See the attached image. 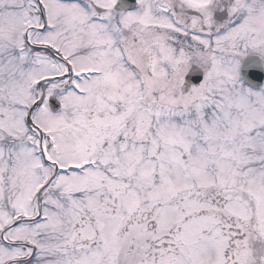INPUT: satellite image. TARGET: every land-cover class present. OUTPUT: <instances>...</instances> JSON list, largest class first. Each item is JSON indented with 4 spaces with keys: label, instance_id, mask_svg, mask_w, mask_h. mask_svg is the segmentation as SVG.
Instances as JSON below:
<instances>
[{
    "label": "snow or ice",
    "instance_id": "snow-or-ice-1",
    "mask_svg": "<svg viewBox=\"0 0 264 264\" xmlns=\"http://www.w3.org/2000/svg\"><path fill=\"white\" fill-rule=\"evenodd\" d=\"M0 264H264V0H0Z\"/></svg>",
    "mask_w": 264,
    "mask_h": 264
}]
</instances>
